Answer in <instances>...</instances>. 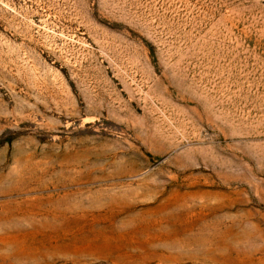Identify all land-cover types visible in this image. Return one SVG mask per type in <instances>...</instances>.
Masks as SVG:
<instances>
[{
    "label": "rangeland",
    "instance_id": "obj_1",
    "mask_svg": "<svg viewBox=\"0 0 264 264\" xmlns=\"http://www.w3.org/2000/svg\"><path fill=\"white\" fill-rule=\"evenodd\" d=\"M0 264H264V0H0Z\"/></svg>",
    "mask_w": 264,
    "mask_h": 264
}]
</instances>
